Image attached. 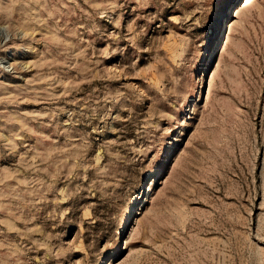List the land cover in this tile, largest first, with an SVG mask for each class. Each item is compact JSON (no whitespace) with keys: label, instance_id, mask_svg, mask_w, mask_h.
<instances>
[{"label":"rangeland","instance_id":"obj_1","mask_svg":"<svg viewBox=\"0 0 264 264\" xmlns=\"http://www.w3.org/2000/svg\"><path fill=\"white\" fill-rule=\"evenodd\" d=\"M246 2L0 0V264H264Z\"/></svg>","mask_w":264,"mask_h":264},{"label":"bare ground","instance_id":"obj_2","mask_svg":"<svg viewBox=\"0 0 264 264\" xmlns=\"http://www.w3.org/2000/svg\"><path fill=\"white\" fill-rule=\"evenodd\" d=\"M250 1H251V0H247L246 3L250 2ZM239 7H240V6H236L235 9H234V10H236V9L238 10L237 13H236V16H238V15L240 14V12L243 10V8H240V10H239ZM234 10H233V11H234ZM232 15L234 16L233 13H232ZM232 21H233V20H232ZM230 22H231V21H230ZM232 26H233V24H232ZM221 45H223V44H221ZM226 48H227V43H226V45H225V47H224V49H223V51H222V56H223V54L225 53Z\"/></svg>","mask_w":264,"mask_h":264}]
</instances>
